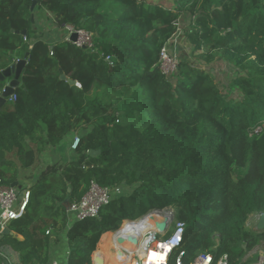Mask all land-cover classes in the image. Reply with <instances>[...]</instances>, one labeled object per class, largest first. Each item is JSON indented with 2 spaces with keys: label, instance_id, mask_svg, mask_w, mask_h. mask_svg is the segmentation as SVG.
<instances>
[{
  "label": "trees",
  "instance_id": "obj_1",
  "mask_svg": "<svg viewBox=\"0 0 264 264\" xmlns=\"http://www.w3.org/2000/svg\"><path fill=\"white\" fill-rule=\"evenodd\" d=\"M31 5L6 0L0 9V72L29 55L17 101L0 110V179L12 186L21 170L37 174L24 216L0 238V264L12 254L19 264H51L62 234L67 264H91L100 239L124 219L165 207L186 225V264L199 253L242 264L264 240L246 226L264 213V0H41L34 13ZM39 10L64 30L92 34L94 51L44 41ZM182 18L192 53L241 73L229 85L241 100L185 57L164 75L160 54L167 46L174 55ZM64 144L65 162L40 172L48 149ZM92 182L123 192L99 218L77 221L67 202L80 201Z\"/></svg>",
  "mask_w": 264,
  "mask_h": 264
},
{
  "label": "built area",
  "instance_id": "obj_2",
  "mask_svg": "<svg viewBox=\"0 0 264 264\" xmlns=\"http://www.w3.org/2000/svg\"><path fill=\"white\" fill-rule=\"evenodd\" d=\"M67 42L74 44L78 48H86L94 51L93 36L83 29H77L73 26L66 27ZM73 34L78 36L76 42H71L70 38ZM24 42L28 40L24 37ZM53 56L54 53H51ZM110 60V57L107 58ZM176 60V61H175ZM178 59L170 53L165 46L160 54V67L164 75L171 76L177 72ZM170 68V71L167 69ZM81 88L80 83H76ZM17 96L13 95L9 98V102L15 103ZM262 128L257 127L255 133L261 132ZM81 142V137L76 136L71 148L76 150ZM123 190L120 187L102 188L99 184L92 182L86 195L77 202L71 204L70 212L77 221H85L100 217L101 211L112 204ZM32 192L31 188L21 189L5 185L0 179V234L6 230L7 226L12 222L21 219L29 205ZM264 213H257L258 222ZM164 218L167 223L166 232H162L158 220ZM124 231L119 239L133 242L134 249H128L117 244L114 239L113 256L116 264H170L172 256L177 252L173 264H186L185 260L188 253L181 250L184 236L186 233L185 223L179 221L176 212L172 207L154 208L136 219H124L116 230L114 235L120 231ZM112 233V234H113ZM51 235V230L47 232ZM250 255L242 264H264V246H255L250 250ZM153 253L160 254L161 257L150 259ZM165 254V256H164ZM51 264H61L59 261H52ZM95 264H105L103 256H99L95 260ZM189 264H232L227 254L216 258L211 253H199L191 259Z\"/></svg>",
  "mask_w": 264,
  "mask_h": 264
},
{
  "label": "crops",
  "instance_id": "obj_3",
  "mask_svg": "<svg viewBox=\"0 0 264 264\" xmlns=\"http://www.w3.org/2000/svg\"><path fill=\"white\" fill-rule=\"evenodd\" d=\"M52 14L49 12H44L43 10H39L36 16V21L38 22L39 28L42 30V35H43V39L44 41L54 44V43H61L65 41V37L64 38H60V34H57L58 32L52 28ZM51 26V27H50ZM39 34V36L41 35ZM182 35H184V33H182ZM28 40V44L29 45H33L34 41ZM17 58V57H16ZM19 59V58H17ZM16 59V60H17ZM15 60V61H16ZM66 147V145H61L59 146V148L55 149H48V151L46 152L47 155V161L45 159V157L42 158V162H41V166L39 168V170H45V168L47 169V167L55 162L60 161L65 162L63 159V156L65 155L63 150ZM64 154V155H63ZM45 155V156H46ZM54 155V156H53ZM50 157H53L52 160L50 161ZM36 172H33L31 169H27V170H21L20 174H19V179H20V183H18L17 187L21 188V189H29L32 188V186L34 185V182L36 180ZM32 181L29 182V181ZM32 191V189H31ZM71 213V212H70ZM256 216V214H253L250 216V220H252V218H254ZM9 225L7 226L6 230H8ZM250 228V226H249ZM253 229V228H250ZM256 231H258V228L255 229ZM254 231V230H253ZM4 232V231H3ZM3 232L0 234V238L3 235ZM10 232V231H9ZM259 232V231H258ZM109 233H113V232H109ZM14 234V233H11ZM107 236V234H106ZM106 236L102 239H100L101 241L100 244H102L103 242H105V238ZM22 239V238H21ZM99 244V243H98ZM257 246H264V240L261 241ZM52 247V255H51V262L56 260L59 261L61 264H67L68 263V258H69V254H68V250H67V237L65 234H62V238L61 241L57 244L54 243V241L51 244ZM98 247L96 249L95 252L98 251ZM95 252L92 253L91 255V264H95ZM251 252V251H250ZM250 252H248L243 260L250 255ZM111 254L113 255V247H111ZM11 259V260H10ZM8 260L9 264H19V256L17 254H12L11 258ZM110 263V262H109ZM105 264H107L106 260H105Z\"/></svg>",
  "mask_w": 264,
  "mask_h": 264
},
{
  "label": "rangeland",
  "instance_id": "obj_4",
  "mask_svg": "<svg viewBox=\"0 0 264 264\" xmlns=\"http://www.w3.org/2000/svg\"><path fill=\"white\" fill-rule=\"evenodd\" d=\"M5 2H6V0H0V9H2V6ZM188 20H189V18H187V19L182 18L179 21L180 32L175 36V38L173 40V43H172L173 47L171 49V52L174 53V56L178 59V62L180 61L179 59L185 57L184 59H190L192 61V63L196 64L198 67L207 69L208 72L212 73V76L214 77V79L216 80L218 85L221 87V90L223 88H225L224 91L226 92V94L228 93V97L230 99L241 100L242 96L240 94V90L239 89H232L229 86L231 80L234 79L236 76L241 75V73H237V71H235V69L232 66H230L229 64H227L225 62H215L211 65H205L204 61H203V56L200 52H196V53L191 52L192 51L190 48L191 45L186 40L185 36L182 35V33H184L183 30L184 29L187 30L189 27V21ZM52 28L58 32L57 34H60V38L65 37L64 39L66 40V37H67L66 30L58 27L55 24L54 19L52 20ZM167 71H170V68H168ZM58 160L56 162L57 164H63V162L61 163ZM39 171L45 172V171H47V169L45 168V170H39ZM60 172H62V170ZM29 182L32 183L31 180ZM143 206H144V203L139 204L137 206V212H140V210ZM258 224H259V222H258L257 217H254V218H252V220L249 219L247 221L246 226H247V228H249V226H250V228H253V229H250V228L249 229L254 230L256 232L255 229L258 228ZM105 239H106L105 242H103L105 244V248L108 250H111L112 245L109 243V237H106ZM99 245H100V243L97 245V247Z\"/></svg>",
  "mask_w": 264,
  "mask_h": 264
},
{
  "label": "water",
  "instance_id": "obj_5",
  "mask_svg": "<svg viewBox=\"0 0 264 264\" xmlns=\"http://www.w3.org/2000/svg\"><path fill=\"white\" fill-rule=\"evenodd\" d=\"M41 0H32L31 5V12L34 13L35 9L37 8L39 2ZM32 22L35 23V15L32 14ZM12 33L17 35H22L26 37L28 35L27 31H12ZM78 39V36L76 34H73L70 38L71 42H76ZM53 48H51L52 50ZM28 57L29 55L25 56L23 59H17L11 66H9L7 69L0 72V82L5 83V87L0 93V110L3 108L4 105H6L9 101V98L15 95L16 89L20 87L21 85V77L26 70L28 66ZM62 73V71H61ZM61 80L66 81L69 83L71 87H74L76 85L75 81L68 80V78L62 74ZM101 154L100 151H89L88 155L90 157H98ZM18 183L13 184V187H17ZM71 203L67 202V210L70 211ZM167 221L164 218H160L158 220V224L160 225L162 232H166L167 230ZM258 231L263 232L264 231V214L260 219V222L258 224ZM10 233L8 230H5L3 234ZM246 248V246H245ZM4 264H9L7 260L4 261Z\"/></svg>",
  "mask_w": 264,
  "mask_h": 264
},
{
  "label": "bare ground",
  "instance_id": "obj_6",
  "mask_svg": "<svg viewBox=\"0 0 264 264\" xmlns=\"http://www.w3.org/2000/svg\"><path fill=\"white\" fill-rule=\"evenodd\" d=\"M123 230L120 231L118 234L114 235V233H107L106 237H109V243L111 245L114 244V239H117V244L128 248V249H134L135 248V244L133 242H128L126 240H121L119 239V236L123 234ZM105 236V235H104ZM98 251L95 252V260L99 257V256H103V258L106 260L107 264H116L115 260H114V256L111 254V250H108L105 248V244L102 243L98 246ZM165 256V254H164ZM158 257H161L160 254L158 253H153L150 255V259H156ZM110 262V263H109Z\"/></svg>",
  "mask_w": 264,
  "mask_h": 264
}]
</instances>
